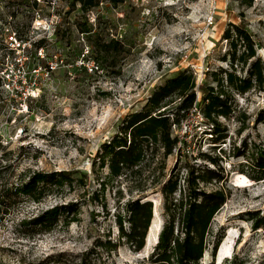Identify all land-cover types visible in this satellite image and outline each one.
<instances>
[{
  "label": "rangeland",
  "instance_id": "rangeland-1",
  "mask_svg": "<svg viewBox=\"0 0 264 264\" xmlns=\"http://www.w3.org/2000/svg\"><path fill=\"white\" fill-rule=\"evenodd\" d=\"M235 26L250 33L256 57L232 68ZM112 40L118 43L100 58L94 44L103 48ZM238 50L237 56L245 44ZM256 59L264 80V0H98L87 12L67 0H0V264H81L86 255L93 264H156L152 256L169 220L164 183L178 181L170 197L177 202L188 194L191 171L204 176L208 169L221 178L197 179L198 190H222L227 200L210 223L199 264H264V228H253L251 214L264 215V178L254 179L253 167L264 158V120H258L264 82L245 94L226 82L230 71L248 77ZM182 72L224 91L230 117L206 118L201 92L190 111H178L181 99L173 97L162 109L171 116V139L179 140L172 153L161 141H145L143 161L112 175L100 161L103 146L122 136L125 120ZM213 119L218 143L209 132ZM39 171H68L72 184L41 202L19 196L7 206L4 191H16ZM136 200L153 202L140 251L120 226L130 230L126 206ZM69 202L81 205L70 225L61 219L35 236L20 225ZM176 228L182 229L179 220Z\"/></svg>",
  "mask_w": 264,
  "mask_h": 264
},
{
  "label": "trees",
  "instance_id": "trees-1",
  "mask_svg": "<svg viewBox=\"0 0 264 264\" xmlns=\"http://www.w3.org/2000/svg\"><path fill=\"white\" fill-rule=\"evenodd\" d=\"M75 8L80 5L83 12L89 11L98 5V0H67ZM114 5L123 3L124 0H108ZM83 32L90 33V28H83ZM236 37L231 42V65L237 68L239 64H247L251 59L256 57V50L253 44L252 36L242 26H235ZM232 37L230 30L226 33V38ZM245 44V50L237 56L238 43ZM118 41L112 40L98 48L94 44L95 51L100 58H104L109 49ZM41 47V46H40ZM106 59V57H105ZM99 60V59H98ZM226 82L229 88L237 93L245 94L253 88L254 83L262 85L263 74L261 71V60L256 59L251 62L249 76L246 78L237 76L234 71L226 73ZM209 90L206 93L205 89ZM197 91L203 93L202 112L206 118H217L219 116L230 117L232 108L228 102L221 97L225 92L215 93L213 86L198 84L193 74L182 72L175 77L168 78L150 97L145 109L135 112L125 120L126 125L123 128L122 136H116L110 143L105 144L100 154L102 165L108 164L110 173L117 176L124 167H132L140 164L145 157V141H161L166 148V154H171L173 147L178 138L171 139V116L163 108H166L173 97H178L181 103L178 105V111H190L197 101ZM197 108V106H196ZM176 111V114L178 113ZM259 121L264 120V110L259 114ZM177 118L174 123H179ZM213 127L209 132L211 139L218 143L219 124L213 119ZM128 134L130 139H128ZM253 167L258 170L259 175L254 179L261 180L264 178V158L261 156ZM196 171H191L193 178L188 179V194L179 201H170V197L178 188V181L170 178L163 185L162 191L166 197V212L169 220L164 224L158 238V243L153 262L156 264H199L206 250V234L210 223L215 214L226 202L227 196L222 190L214 192H204L198 190L197 179L203 181H212L220 179L218 172L212 169L206 170V175H195ZM72 184L71 173L68 171L45 172L39 171L23 181L15 190H5L4 197L8 201L7 206L14 203L15 198L19 196H28L36 202H41L50 192L60 190L66 184ZM186 206V208H185ZM175 208V209H174ZM185 208V209H184ZM81 205L79 202H69L56 205L41 214L25 219L21 226L25 227L30 236L40 235L52 231L63 219L64 224L70 225L78 220ZM179 209V212H177ZM129 215L130 230H124L121 221L122 236L135 248L136 251L142 250L146 245L151 222L153 218L152 201H131L126 206ZM1 211V210H0ZM254 220L253 228H264V215L255 216L251 212ZM179 220L182 229L176 228V222ZM111 244V242H109ZM220 245V240L215 243L213 254H216ZM116 247V244H111ZM81 264H93L88 261V256L81 259ZM214 264V262L210 263ZM230 264H235L230 262Z\"/></svg>",
  "mask_w": 264,
  "mask_h": 264
},
{
  "label": "built area",
  "instance_id": "built-area-1",
  "mask_svg": "<svg viewBox=\"0 0 264 264\" xmlns=\"http://www.w3.org/2000/svg\"><path fill=\"white\" fill-rule=\"evenodd\" d=\"M91 70H93V69L91 68Z\"/></svg>",
  "mask_w": 264,
  "mask_h": 264
}]
</instances>
